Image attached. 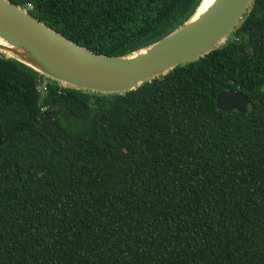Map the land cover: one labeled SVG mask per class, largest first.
I'll return each mask as SVG.
<instances>
[{"label":"trees","instance_id":"trees-1","mask_svg":"<svg viewBox=\"0 0 264 264\" xmlns=\"http://www.w3.org/2000/svg\"><path fill=\"white\" fill-rule=\"evenodd\" d=\"M6 1L107 57L200 2ZM221 91L246 113L216 110ZM0 264H264V0L217 49L121 95L0 53Z\"/></svg>","mask_w":264,"mask_h":264},{"label":"water","instance_id":"water-1","mask_svg":"<svg viewBox=\"0 0 264 264\" xmlns=\"http://www.w3.org/2000/svg\"><path fill=\"white\" fill-rule=\"evenodd\" d=\"M252 2L216 0L191 22L198 4L181 26L154 43L125 56L107 57L71 43L25 10L0 0V38L7 44H0V53L63 86L121 95L220 47L239 26ZM214 101L220 112L247 111L248 99L235 91H221Z\"/></svg>","mask_w":264,"mask_h":264},{"label":"bare ground","instance_id":"bare-ground-1","mask_svg":"<svg viewBox=\"0 0 264 264\" xmlns=\"http://www.w3.org/2000/svg\"><path fill=\"white\" fill-rule=\"evenodd\" d=\"M216 0H201L199 6L195 10V13L191 17L190 21H195L200 15L204 14L215 2ZM1 45H7L3 39L0 38Z\"/></svg>","mask_w":264,"mask_h":264},{"label":"built area","instance_id":"built-area-1","mask_svg":"<svg viewBox=\"0 0 264 264\" xmlns=\"http://www.w3.org/2000/svg\"><path fill=\"white\" fill-rule=\"evenodd\" d=\"M35 89L38 91V93L42 94L45 91L44 84H35Z\"/></svg>","mask_w":264,"mask_h":264}]
</instances>
